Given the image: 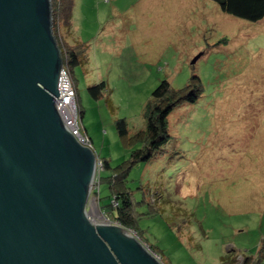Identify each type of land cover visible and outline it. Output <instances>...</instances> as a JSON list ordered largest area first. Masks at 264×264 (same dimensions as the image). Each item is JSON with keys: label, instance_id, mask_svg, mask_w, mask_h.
<instances>
[{"label": "rangeland", "instance_id": "374dc122", "mask_svg": "<svg viewBox=\"0 0 264 264\" xmlns=\"http://www.w3.org/2000/svg\"><path fill=\"white\" fill-rule=\"evenodd\" d=\"M74 3L61 33L83 49L70 68L80 127L112 169L142 147L125 145L118 120L135 138L162 81L176 90L202 81L197 103L171 113L162 150L127 176L142 243L162 264H264V19L234 17L213 0ZM101 83L97 100L90 88ZM110 195L105 186L100 201L92 194L94 224H116L102 210Z\"/></svg>", "mask_w": 264, "mask_h": 264}, {"label": "water", "instance_id": "95a60500", "mask_svg": "<svg viewBox=\"0 0 264 264\" xmlns=\"http://www.w3.org/2000/svg\"><path fill=\"white\" fill-rule=\"evenodd\" d=\"M63 71L52 0H0V264H162L92 222L98 156L58 108Z\"/></svg>", "mask_w": 264, "mask_h": 264}, {"label": "trees", "instance_id": "16d2710c", "mask_svg": "<svg viewBox=\"0 0 264 264\" xmlns=\"http://www.w3.org/2000/svg\"><path fill=\"white\" fill-rule=\"evenodd\" d=\"M219 4L222 11L250 22H258L264 19V0H213ZM54 11V33L58 40L59 47L62 51L64 64L67 65L68 73L71 77L70 68L82 63V50L69 48L61 33L62 26L70 28L71 19L74 10V0H52ZM72 79V78H71ZM105 89V83L91 87L90 91L95 99L102 96ZM77 92V91H76ZM203 92L202 81L198 76H193L188 85L180 90L174 89L171 84L164 80L152 94V99L146 110V127L135 138H129L127 122L118 120L117 130L120 138L126 146L133 142H141L142 147L133 151L130 160L126 161L117 168L112 169L110 163L102 159L103 170L98 174L99 184L93 190V195L99 199L103 186L109 189L111 195V204L102 209L103 212L116 224L137 233L138 238L142 241L139 220L141 216L136 211V204L131 192L126 186V179L134 165L140 162H149L160 152L163 146L170 139L169 117L178 106L190 103L194 104L200 99ZM80 117L82 110L79 108ZM112 170V174L104 176L103 173ZM143 233V232H142ZM141 236V237H140ZM149 245V244H148ZM156 255L158 250L153 245L148 246ZM158 255V254H157ZM243 264H248L244 260Z\"/></svg>", "mask_w": 264, "mask_h": 264}, {"label": "built area", "instance_id": "2783aa9c", "mask_svg": "<svg viewBox=\"0 0 264 264\" xmlns=\"http://www.w3.org/2000/svg\"><path fill=\"white\" fill-rule=\"evenodd\" d=\"M61 94H62L63 99H62V102L58 105V108L63 113V117L66 120L68 129L71 131V133L78 139V141L82 145L90 147L92 149L91 139L85 133L81 131L80 122H79V119H81V117H80V112H78L79 110H77L76 108L75 91H74L73 83L71 81L70 74L68 73L65 67L63 71V80L61 84ZM66 105H70L69 111H67L64 108ZM101 170H103V163H102L101 158L98 157L97 175H96V179L94 182L93 190L97 188L99 184L98 174Z\"/></svg>", "mask_w": 264, "mask_h": 264}, {"label": "bare ground", "instance_id": "6f19581e", "mask_svg": "<svg viewBox=\"0 0 264 264\" xmlns=\"http://www.w3.org/2000/svg\"><path fill=\"white\" fill-rule=\"evenodd\" d=\"M71 104V103H70ZM67 111H69L70 110V105H66L65 107H64Z\"/></svg>", "mask_w": 264, "mask_h": 264}]
</instances>
